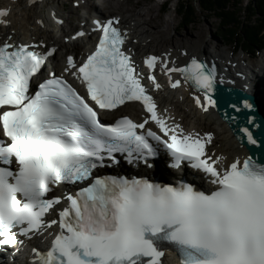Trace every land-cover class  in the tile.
Returning <instances> with one entry per match:
<instances>
[{
    "label": "snow or ice",
    "instance_id": "obj_1",
    "mask_svg": "<svg viewBox=\"0 0 264 264\" xmlns=\"http://www.w3.org/2000/svg\"><path fill=\"white\" fill-rule=\"evenodd\" d=\"M7 15L0 9V18ZM93 24L99 31L94 51L79 64L67 56L64 69L84 95L54 72L34 90L32 80L55 50L0 41V245L22 246L48 232L46 249L32 248L35 264H162L165 246L176 251L179 264H264V163L251 157L225 163L207 152L211 133L169 128L121 49L118 19ZM156 60L148 56L144 64L151 70ZM166 72L180 73L201 92L203 100L193 98L197 107L215 106L213 69L193 58ZM148 79L160 87L153 75ZM180 83L169 79L172 88ZM127 101L140 102L163 136L137 131L148 120L100 119ZM239 131L256 143L248 128ZM150 141L167 150L170 167L187 162L213 187L95 175L105 157L118 162L115 153L151 168L158 153ZM78 183L85 186L74 194L53 195L59 185ZM62 200L66 206L60 207Z\"/></svg>",
    "mask_w": 264,
    "mask_h": 264
},
{
    "label": "bare ground",
    "instance_id": "obj_2",
    "mask_svg": "<svg viewBox=\"0 0 264 264\" xmlns=\"http://www.w3.org/2000/svg\"><path fill=\"white\" fill-rule=\"evenodd\" d=\"M60 1L61 0H35L34 2H29V0H0V8L8 10L7 17L1 18L8 21L7 27L3 24L0 26L1 41L8 39L14 40L15 43L20 44L28 43L37 46L44 44V46L58 51L63 49L66 52L65 55L61 57L60 52L55 55L52 60L55 62L56 67H63L62 69H65V58L69 54H74L77 60L80 61L84 59L87 52L91 50L92 45L95 44L98 33L96 32L97 29H95V25L91 21L115 17L119 21L118 27L130 38L124 47L125 51L132 56L133 66L143 86L151 89L152 93L155 95L160 118L164 119L165 124L168 125L169 128L174 124H178L185 134H199V136L205 135V133L200 132L205 125L206 127H210L211 124H213L212 128L214 132L212 130L213 133L208 132L212 135L211 143L207 144V152L210 156L223 157L225 163L235 157L243 159L247 156L245 149L232 138L227 126L219 121L220 119L214 113L212 107L204 111L195 106L193 96L198 94L201 100H203L201 94L194 93L182 80L179 89L171 88L170 84L167 83L168 78L175 81L179 79L180 75L167 73L166 68H178L192 58H201L211 67L217 69L216 79L218 82L224 83L220 77L225 76L234 85L233 74L241 73L243 75L247 72L253 74V72L250 71L251 69H259V71L264 72V54L261 57V68L257 67V63L250 64V66H252V68H250V66L242 65L245 63L242 57L236 60L231 59L230 54L225 50H221L219 47L214 49L213 52H208L206 49V42L201 33L195 36V38H192V40L190 38L184 39V36L180 39H168L166 27L170 25L172 18L168 17V19H165L164 24L166 25L165 27L162 26L163 29H161L159 27L160 25L155 23L150 15L152 8L144 7L138 11L125 8L129 0H125V3L119 4V6L111 3L110 0H82L79 6L86 10L87 13H94L98 18L89 19L85 14L78 16L80 19L79 25L76 26L74 32L68 34L69 30L73 28V25L72 22L68 20V17L64 18L63 13L65 12V5ZM115 9L121 10V14L113 12ZM69 11L74 14L73 8H70ZM37 21H39V23H37ZM77 32L85 33V36L81 39H73L72 35H76ZM57 33L60 35L59 38L56 35ZM61 38L65 39L62 45L60 41ZM167 42H171L173 47L156 54L162 61L158 70L151 74L155 77L156 83L160 85L159 88H155L152 81L148 79L150 74L143 71L141 61L150 55H155V52L152 50L161 47ZM165 60H167V64H164ZM216 60L220 61V67L217 66ZM163 65H166L165 69L162 68ZM60 75L69 76L70 74L65 71L61 72ZM249 84L252 88L257 90V94L260 95V98L264 99V76L261 79L255 77ZM242 89L252 93L246 85L244 88L242 87ZM103 114L106 116V120L109 121L120 118L121 116H127L136 121H142L145 117V115L136 108V105L132 104H126L114 113ZM152 178L154 177L152 176ZM170 260L171 253L164 250L162 264H166ZM0 264H8V262L2 260ZM24 264H27L25 260Z\"/></svg>",
    "mask_w": 264,
    "mask_h": 264
},
{
    "label": "rangeland",
    "instance_id": "obj_3",
    "mask_svg": "<svg viewBox=\"0 0 264 264\" xmlns=\"http://www.w3.org/2000/svg\"><path fill=\"white\" fill-rule=\"evenodd\" d=\"M163 0H129V2L125 5V8L138 11L141 8H152V11L150 15L154 19L155 23L159 24L160 28L162 26L165 27L166 24H164V20L168 19V17L172 18L170 25L166 27L167 38L168 39H180L184 36V39H191L195 38L198 34L201 33L203 36L204 41L206 42V49L208 52H213L214 49L219 47L221 50H225L228 52L231 56V59H238L240 57L243 58V60L248 61L247 65L250 63H260V59L262 55L264 54V50L261 52H257L256 54H248L244 52V50L239 49L238 44L227 41L225 37V30L220 28V22L219 19H217L215 16L209 15L207 13H202L199 8L197 7V4L192 5L194 7V16L192 19V22L190 24L183 23L181 21V16L177 12L178 7L182 2H191L192 0H167L166 10H163V6L159 5ZM165 1V0H164ZM62 4L65 5V12L63 13L64 18L68 17L67 19L72 22L73 28L69 30V33H72L76 30V26L79 25V18L78 16H81L85 14L86 10H84L82 7H80V3L82 0H61ZM111 3L119 4L125 3V0H110ZM99 3V2H97ZM121 6V5H120ZM70 8L74 9V14L69 11ZM160 8V9H159ZM112 12V11H110ZM116 14H121V10H113ZM62 14V13H61ZM113 14V13H111ZM264 25V22H263ZM192 34V35H189ZM57 37L59 38L60 35L57 33ZM68 38V37H67ZM61 44L65 42V39H60ZM169 41V40H168ZM179 43V42H178ZM173 47V44L171 42L164 43L161 47H157L155 50H152L155 52V54H159L160 52L171 49ZM163 49V50H162ZM219 62V60H216ZM243 63V62H242ZM244 65V64H242ZM48 70L50 69V66L47 67ZM47 70V69H46ZM190 123V122H188ZM194 126V125H193ZM213 124L211 126L201 129V133H208V132H214L213 130ZM204 130V131H203ZM212 130V131H211ZM212 132V133H213Z\"/></svg>",
    "mask_w": 264,
    "mask_h": 264
},
{
    "label": "trees",
    "instance_id": "obj_4",
    "mask_svg": "<svg viewBox=\"0 0 264 264\" xmlns=\"http://www.w3.org/2000/svg\"><path fill=\"white\" fill-rule=\"evenodd\" d=\"M202 13L219 19L220 28L225 30L227 41L238 44L248 54L264 50V0H192L182 2L177 12L183 23L190 24L194 7ZM166 10V5L163 6Z\"/></svg>",
    "mask_w": 264,
    "mask_h": 264
},
{
    "label": "water",
    "instance_id": "obj_5",
    "mask_svg": "<svg viewBox=\"0 0 264 264\" xmlns=\"http://www.w3.org/2000/svg\"><path fill=\"white\" fill-rule=\"evenodd\" d=\"M197 60L209 68L205 61ZM190 61L185 62L183 66H186ZM187 83L195 92L201 93L191 82ZM211 96L215 101V106L212 107L214 113L220 119L219 121L227 126L237 144L245 149L246 157L264 163V111L256 99L238 88L228 87L216 80ZM245 103L250 107H244ZM241 127L248 128L256 140L255 144H248L247 140L243 138L239 131Z\"/></svg>",
    "mask_w": 264,
    "mask_h": 264
}]
</instances>
